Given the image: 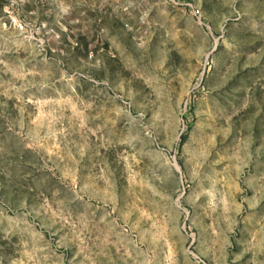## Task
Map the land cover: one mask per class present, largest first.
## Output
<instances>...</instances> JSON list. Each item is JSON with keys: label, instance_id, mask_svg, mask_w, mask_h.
Here are the masks:
<instances>
[{"label": "rangeland", "instance_id": "rangeland-1", "mask_svg": "<svg viewBox=\"0 0 264 264\" xmlns=\"http://www.w3.org/2000/svg\"><path fill=\"white\" fill-rule=\"evenodd\" d=\"M0 264H264V0H0Z\"/></svg>", "mask_w": 264, "mask_h": 264}, {"label": "built area", "instance_id": "built-area-1", "mask_svg": "<svg viewBox=\"0 0 264 264\" xmlns=\"http://www.w3.org/2000/svg\"><path fill=\"white\" fill-rule=\"evenodd\" d=\"M194 14L198 15V14H200V12H199V11H197V12H194Z\"/></svg>", "mask_w": 264, "mask_h": 264}]
</instances>
